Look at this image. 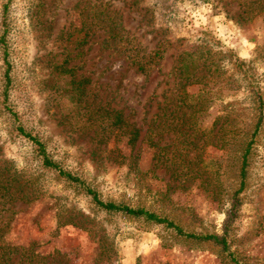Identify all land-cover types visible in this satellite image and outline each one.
<instances>
[{
    "label": "rangeland",
    "instance_id": "rangeland-1",
    "mask_svg": "<svg viewBox=\"0 0 264 264\" xmlns=\"http://www.w3.org/2000/svg\"><path fill=\"white\" fill-rule=\"evenodd\" d=\"M91 17L102 22L90 26ZM7 21L11 102L62 166L101 199L144 206L188 231L224 234L241 264H264V118L231 213L249 129L250 76L264 95V0H10ZM157 47L161 57L150 59ZM134 54L148 64L145 72ZM230 55L246 62L247 75ZM183 57L205 62L206 80H180ZM61 65L75 66L73 80L88 78L81 103L70 97L72 76ZM182 88L209 101L206 128L192 143L187 122L179 130L163 123ZM84 103L118 110L138 129L133 145L116 129L94 136ZM179 113L169 115L172 125ZM0 152L39 189H27V199L5 212L0 238L11 264H234L214 241L106 212L41 170L1 110ZM58 215L75 223L61 224Z\"/></svg>",
    "mask_w": 264,
    "mask_h": 264
},
{
    "label": "trees",
    "instance_id": "trees-1",
    "mask_svg": "<svg viewBox=\"0 0 264 264\" xmlns=\"http://www.w3.org/2000/svg\"><path fill=\"white\" fill-rule=\"evenodd\" d=\"M9 4L10 0H1L0 2V110L5 114L8 120L10 131L15 136L24 139L28 143L31 157L34 159L37 166L43 171H48L56 174L58 177L65 180L68 184L80 189L86 195L90 196L91 200L98 207L106 210V212H122L124 214L137 218L140 217L154 223H161L166 227H170L175 231L176 234L183 237L214 241L221 245L222 250L226 252L227 256H229V259L234 264H241L237 257L231 251H229L228 241L224 234L218 235L214 233H197L194 231H188L167 216L159 214L144 206H131L122 202L101 199L96 189L92 187L90 183L84 180L81 176L77 175L75 172L61 165V163L50 152L46 142L39 134L33 132L31 129H28L25 126L22 115H20L19 111L14 107L10 98L12 77L10 74L11 63L9 60V43L7 40V14ZM101 20L102 19H97L96 17H91L88 23L90 24V26H95V24L97 25L98 23L102 22ZM81 41L84 42L85 38L81 39ZM161 54L162 49L160 47H157L149 57L150 59L157 60L161 57ZM132 56V62L135 64L136 69L145 72L148 69V64L141 61L140 56L136 54ZM229 58L234 69L243 72L244 75H247L248 69L245 65L246 62L244 60L238 57H233V55H230ZM74 68V65H71L69 67L61 65L60 72L66 74L69 73V75L72 76V80L70 81L71 88L67 90L70 92L69 95L71 98L75 97L74 99L79 100V103H81V95L83 94L84 88L89 80L86 77L78 79L77 81L73 80ZM203 68L207 72L209 66L206 65L205 62L200 63V58L194 57V59L188 61L187 59H185V57H183L176 67V70L178 71L180 80L187 81L191 79V82L196 80H200L201 82L202 80H206L208 76ZM73 82L75 86H72ZM205 83L206 81L203 82V85H205ZM248 87L250 99V111L248 110L249 129L247 130L245 141L239 147V163L237 169L238 186L232 193V214L236 204L239 201L238 194L244 189L248 154L250 153V149L255 141L256 135L260 130V126L264 118V95L257 86L254 78H252L251 76L249 77ZM88 106H90V104L84 103L85 111L83 114H87V119L90 120V124L93 127L98 128L94 129V136L101 137L103 135V132H107V134H110L114 129H116L120 134H125L128 144H130L131 146L133 145L138 135V129L132 126V124L127 123V121L121 117V114L118 110H108L100 105H93L92 107L87 109ZM208 107L209 101L207 95L203 93H199L197 95H189L186 89L182 88L181 92L179 93L178 102L164 118V126H166V129L172 127V129L179 130L180 124L187 122L188 127H186L187 129L185 132H187L188 129L193 131L188 133L186 138L188 140V143H192L196 131H202L203 128H206L204 122L206 120V109ZM177 111L180 112L178 117L181 118V120L180 122L175 121L176 123L172 125L174 121L173 119H171V121H168V119L170 118L169 115H172ZM91 114H94L95 116L92 118ZM35 182H37V180L32 178L31 173H26L25 175V170L23 171L22 168L16 167L12 161L3 158L2 153L0 152V237L2 234L1 231L6 224V220L8 219V216L5 212L8 211L15 200L27 199V189L30 190V192H38L39 189L35 187ZM61 218L62 217L58 215V222L61 224L67 222L75 223V221H72L71 219ZM226 226L227 224L225 225V227ZM8 249H10V246L0 238V264L12 263L11 253L10 251H8Z\"/></svg>",
    "mask_w": 264,
    "mask_h": 264
}]
</instances>
